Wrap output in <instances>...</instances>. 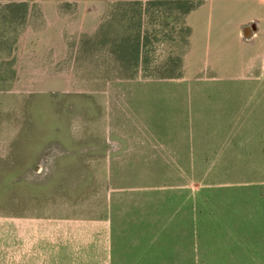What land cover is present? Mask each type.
<instances>
[{"label":"rangeland","instance_id":"rangeland-1","mask_svg":"<svg viewBox=\"0 0 264 264\" xmlns=\"http://www.w3.org/2000/svg\"><path fill=\"white\" fill-rule=\"evenodd\" d=\"M147 1L0 0V264H264L260 9Z\"/></svg>","mask_w":264,"mask_h":264},{"label":"crops","instance_id":"crops-1","mask_svg":"<svg viewBox=\"0 0 264 264\" xmlns=\"http://www.w3.org/2000/svg\"><path fill=\"white\" fill-rule=\"evenodd\" d=\"M212 1L214 2L215 0H212ZM222 1H231V0H222ZM237 1L248 2V3L253 4V6L255 8H259L260 9V13L258 15H256V16L251 17L248 22L242 24L240 26L239 31L236 34L234 39L238 38L240 32L244 31V29L248 28V27L251 29V32L253 31V32H255V34L252 36V38L250 40H247L246 46L248 45V48H246L245 50L243 49L241 52L236 53V54H234V52H231V54H233L235 57H234L232 63L229 65L230 68L226 69V68L223 67V65L219 66V67L221 69L226 70V71L240 70V74H238V75L241 76V77L239 76L240 78H243L242 77V76H244L243 74L249 72V70L252 68L254 62H256L257 60L263 58V56H264V0H237ZM196 11H192L190 13V15L193 12H196ZM260 26L263 27V39H262V42H260V43L257 42V41L254 42L252 39H254V37H256V35L258 34ZM206 42L207 41H205L203 39H202L200 45L195 44L196 42H194L195 47L192 50H195V52L192 55L193 58L196 56L198 51H199V53H201L202 50H204V52L207 51L208 44H205ZM256 42H257V44H256ZM251 45H253V46H251ZM199 66H201V65H199ZM201 71L202 70L200 69V72ZM192 79H194V77ZM194 80H196V79H194ZM149 90H150V88H149ZM149 90L147 92V86H143V93L145 94L146 99L150 98V95H149L150 91Z\"/></svg>","mask_w":264,"mask_h":264},{"label":"trees","instance_id":"trees-1","mask_svg":"<svg viewBox=\"0 0 264 264\" xmlns=\"http://www.w3.org/2000/svg\"><path fill=\"white\" fill-rule=\"evenodd\" d=\"M200 4L201 2H193V0H179L176 2L168 0H149L146 2V8H152L151 10H156L158 12L156 17L161 18V20L165 22L166 26V19L168 18V16L166 14L167 12L163 9L167 10V8L169 7L170 10L171 6L174 5L177 7V22H181L184 25L186 17L196 8H198ZM185 33H188L187 29L185 30ZM135 40L136 42L138 41V36L135 37Z\"/></svg>","mask_w":264,"mask_h":264},{"label":"water","instance_id":"water-1","mask_svg":"<svg viewBox=\"0 0 264 264\" xmlns=\"http://www.w3.org/2000/svg\"><path fill=\"white\" fill-rule=\"evenodd\" d=\"M243 34H244L245 38H249L251 36V29L249 27L245 28L243 31Z\"/></svg>","mask_w":264,"mask_h":264}]
</instances>
